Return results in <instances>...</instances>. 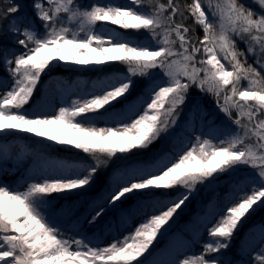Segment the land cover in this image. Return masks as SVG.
<instances>
[{"label": "snow or ice", "instance_id": "1", "mask_svg": "<svg viewBox=\"0 0 264 264\" xmlns=\"http://www.w3.org/2000/svg\"><path fill=\"white\" fill-rule=\"evenodd\" d=\"M0 264H264V0H0Z\"/></svg>", "mask_w": 264, "mask_h": 264}, {"label": "rangeland", "instance_id": "2", "mask_svg": "<svg viewBox=\"0 0 264 264\" xmlns=\"http://www.w3.org/2000/svg\"><path fill=\"white\" fill-rule=\"evenodd\" d=\"M120 2H125V0H120ZM110 27H114V26H111L109 25ZM60 71H63V69H61ZM61 75H66V74H61ZM84 79V77H82ZM194 207V206H193Z\"/></svg>", "mask_w": 264, "mask_h": 264}, {"label": "trees", "instance_id": "3", "mask_svg": "<svg viewBox=\"0 0 264 264\" xmlns=\"http://www.w3.org/2000/svg\"><path fill=\"white\" fill-rule=\"evenodd\" d=\"M60 74H66V73H64L63 71H60ZM87 78H88L87 76H84V79H87Z\"/></svg>", "mask_w": 264, "mask_h": 264}]
</instances>
